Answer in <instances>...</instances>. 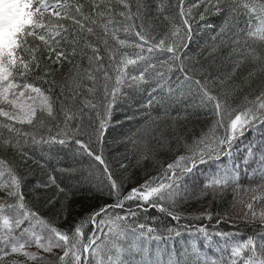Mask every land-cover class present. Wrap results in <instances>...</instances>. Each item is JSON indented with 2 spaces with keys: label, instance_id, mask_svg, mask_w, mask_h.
<instances>
[{
  "label": "snow or ice",
  "instance_id": "obj_1",
  "mask_svg": "<svg viewBox=\"0 0 264 264\" xmlns=\"http://www.w3.org/2000/svg\"><path fill=\"white\" fill-rule=\"evenodd\" d=\"M118 101L135 130L110 164ZM60 152L71 167L46 159ZM183 229L191 242L169 244ZM0 264H264V0H0Z\"/></svg>",
  "mask_w": 264,
  "mask_h": 264
},
{
  "label": "trees",
  "instance_id": "obj_2",
  "mask_svg": "<svg viewBox=\"0 0 264 264\" xmlns=\"http://www.w3.org/2000/svg\"><path fill=\"white\" fill-rule=\"evenodd\" d=\"M188 0H186V3ZM172 3H175V0H172ZM223 19L222 14H208L205 16V20H196L192 24V35L188 44V51L190 53L191 59L189 63L200 62L204 63L206 60V53L208 49L214 44L213 36L216 34L219 25L221 24ZM205 22L212 27H206ZM223 70V69H222ZM119 106L114 110L112 115V122L109 124L108 130L105 133V142H106V154L110 164H114L116 160L121 159V155H126L124 152L125 141L123 139L124 136L128 135L131 131H134V120L126 119L128 116L135 117L136 116V108L137 105L131 103V101L123 102L118 101ZM243 143L238 146V154H242L244 149L249 146V141L252 142L253 145L258 144L259 142V132L255 133H245V137L242 138ZM46 159L50 160L51 164L55 167L68 168L72 166V161L69 158H66L64 152H60L59 154H51L47 156ZM133 159H135L133 157ZM35 167V165H33ZM131 167V165H130ZM148 174L154 175L156 171H158V167L151 165L150 163H145L144 165ZM241 173L244 172V165L241 163ZM133 174L135 173V168H131ZM143 175V173H142ZM42 179L43 177L40 176ZM244 185L247 186V177L243 181ZM88 193H83L77 198V203L80 200H89ZM199 207L208 208V204H204L203 201L199 200H190L188 203V210L192 212V215H196V209ZM211 210L215 213L216 211L223 210V207L217 208L215 203L210 205ZM151 211V210H150ZM231 211L234 210H230ZM189 222L195 227L199 226V224L203 223L206 227L209 228V231H212L213 228H223L225 231H231L238 233L237 238H243L246 235H251L253 232L259 231L258 226L255 225H247L243 222L236 223H227L222 222L221 225H216L215 220L208 221L203 220L201 218L192 219L191 216L188 219H182L179 223L181 225H187ZM167 223L165 218L161 217L160 220L156 222L158 226ZM175 224L176 222H172ZM157 234H162L164 237L168 236L167 232L160 231ZM191 242V236L189 230L183 229L181 230V235L179 237H173L168 240L169 244L175 243L177 246L181 244H186ZM154 246V245H153ZM163 246V244H162Z\"/></svg>",
  "mask_w": 264,
  "mask_h": 264
}]
</instances>
